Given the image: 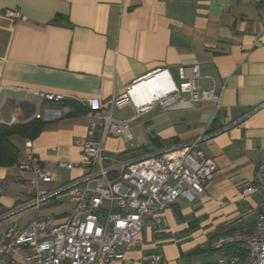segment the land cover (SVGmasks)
<instances>
[{"label":"crops","instance_id":"0c3cea01","mask_svg":"<svg viewBox=\"0 0 264 264\" xmlns=\"http://www.w3.org/2000/svg\"><path fill=\"white\" fill-rule=\"evenodd\" d=\"M7 10L20 18H7ZM192 65L199 67L201 90L221 92L218 105L202 100L174 111L156 107L135 127L143 125L146 138L133 134L135 144L120 138L104 142L105 157L125 161L204 137L198 149L218 169L201 195L191 201L180 197L167 208L161 230L147 219L139 240L125 251L128 260L157 254L160 264L184 258L190 264L193 258L195 264L214 262L225 256L209 258L216 240L250 229L264 210V193L241 195L264 160V108L248 115L264 102V0H0V118L44 121L30 141L54 175L43 189H57L85 173L77 166L59 167L80 159L89 120L79 102L96 100L107 115L109 100L135 81L162 70L177 80V69ZM33 91L61 96L82 110L73 106L69 115L46 121L57 107ZM25 159L23 151L20 163ZM30 177L17 165L0 168V233L8 229L1 228L4 220L25 211L2 219L30 199L22 187ZM68 204L69 210L55 214L62 200L51 201L16 223L65 216L72 210Z\"/></svg>","mask_w":264,"mask_h":264},{"label":"built area","instance_id":"2783aa9c","mask_svg":"<svg viewBox=\"0 0 264 264\" xmlns=\"http://www.w3.org/2000/svg\"><path fill=\"white\" fill-rule=\"evenodd\" d=\"M5 16L20 18L16 10H7ZM176 77L174 80L162 70L135 81L122 95L109 100L107 115L102 113L103 106L96 100L79 102L89 120L80 159L76 164L60 162L59 167L71 171L77 166L85 173L57 189H43L54 181V175L36 157L31 142L26 141V159L18 168L31 175L22 185L30 199L2 219L27 209L38 210L62 194L67 195L72 210L65 216L37 217L25 226L13 224L0 233V264H17L15 256L22 264L162 262L157 254L128 260L125 251L139 240L147 219L151 220L153 229L161 230L167 208L180 197L193 200L214 180L218 173L216 164L198 149L205 138L125 161L105 157L104 142L107 138L130 141V123L156 107L174 111L191 108L202 100L219 104L220 91L214 88L203 91L199 87L201 76L197 65L180 66ZM151 82H155L154 97L137 104L135 87ZM32 94L43 102L62 101L61 96L47 92L33 91ZM126 107L132 110L129 119L113 118L114 110ZM263 108L264 102L248 115ZM70 113L71 108L65 105L51 109L43 118L55 120ZM16 122V119L5 122L0 118V125ZM261 193H264V160L256 166L253 180L241 190L243 197ZM227 246L240 247L242 254L221 256L204 264H264V210L257 214L250 229L220 236L214 244L215 250Z\"/></svg>","mask_w":264,"mask_h":264},{"label":"trees","instance_id":"16d2710c","mask_svg":"<svg viewBox=\"0 0 264 264\" xmlns=\"http://www.w3.org/2000/svg\"><path fill=\"white\" fill-rule=\"evenodd\" d=\"M59 108L62 106H75L68 101H61L59 103H52ZM76 111H81L79 106L74 107ZM74 110V109H73ZM69 115V114H68ZM44 121L41 118L28 119L25 122H16L11 125H0V168H7L14 165H21L20 158L22 151H24V142L35 139L44 128ZM23 150H21V147ZM215 250V249H214ZM223 255H240L242 251L238 246H227L221 250H215Z\"/></svg>","mask_w":264,"mask_h":264},{"label":"rangeland","instance_id":"374dc122","mask_svg":"<svg viewBox=\"0 0 264 264\" xmlns=\"http://www.w3.org/2000/svg\"><path fill=\"white\" fill-rule=\"evenodd\" d=\"M36 104H37V113L40 112V106H41V102H37L36 101ZM132 113V110L130 107H126L124 109H120V110H115L113 115H114V118L115 119H122V118H127L128 116H130ZM145 119V116L141 117V118H138L136 119V121H134L131 125H130V128H131V134H132V139L130 140V144H135L136 142V139L133 137V134L134 135H141L142 138H146L147 137V131L143 128V125L140 126V127H137V124L140 123V122H143V120ZM143 124V123H142ZM136 129V130H135ZM21 147V146H20ZM148 149H152L151 146H148ZM21 150H23V147H21ZM23 152V151H22ZM58 200H62V205L58 206L56 209H54L53 211H51L52 213H58V212H61V211H67L70 209V205L68 204V201H67V195L66 194H62L59 196ZM35 212V209H29V210H25L23 212H21L20 214H18L17 216H15L14 218H10V219H7V220H4L2 223H1V228L6 230L7 228H9L10 226H12L13 224H17L16 222L18 223H23L27 218H30L33 213ZM44 213H49V211H43ZM50 212V214H51ZM219 257V254L217 252H214L212 253L211 255L209 254V258L211 260L215 259V258H218ZM191 262V261H190ZM194 262H196V259L193 258V261L191 262V264H193ZM190 264L189 262L187 263L186 262V259H181L179 264ZM195 264V263H194Z\"/></svg>","mask_w":264,"mask_h":264},{"label":"bare ground","instance_id":"6f19581e","mask_svg":"<svg viewBox=\"0 0 264 264\" xmlns=\"http://www.w3.org/2000/svg\"><path fill=\"white\" fill-rule=\"evenodd\" d=\"M158 78H160V76ZM154 88H155V82L145 83V84L143 83L135 87L133 91V93L137 95L135 102L139 104V103H146L148 101H151V99L154 97L153 95L155 91Z\"/></svg>","mask_w":264,"mask_h":264},{"label":"water","instance_id":"95a60500","mask_svg":"<svg viewBox=\"0 0 264 264\" xmlns=\"http://www.w3.org/2000/svg\"><path fill=\"white\" fill-rule=\"evenodd\" d=\"M26 103H27V102H25V101H24V102H20L19 105L22 107V106L25 105ZM21 107H20V110H21V112H23V109H22ZM31 107H32V109H34V106H33V105H32ZM32 112H33V110H32ZM32 112H31L30 114H28V115L25 114V116H26L27 118H29L30 115H32Z\"/></svg>","mask_w":264,"mask_h":264}]
</instances>
